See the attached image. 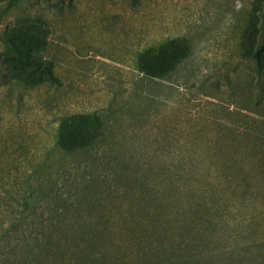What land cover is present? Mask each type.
<instances>
[{
  "label": "rangeland",
  "instance_id": "rangeland-1",
  "mask_svg": "<svg viewBox=\"0 0 264 264\" xmlns=\"http://www.w3.org/2000/svg\"><path fill=\"white\" fill-rule=\"evenodd\" d=\"M253 1L0 0V264L66 206L106 232L105 264L176 251L194 264L230 253L264 263V77L244 56ZM34 23L54 80L2 55L6 33L33 43L20 34ZM169 38H186L190 55L147 75L146 49ZM71 131L94 141L67 150ZM224 158L247 176L237 194L216 172Z\"/></svg>",
  "mask_w": 264,
  "mask_h": 264
},
{
  "label": "trees",
  "instance_id": "trees-1",
  "mask_svg": "<svg viewBox=\"0 0 264 264\" xmlns=\"http://www.w3.org/2000/svg\"><path fill=\"white\" fill-rule=\"evenodd\" d=\"M251 15L256 21L254 51L250 54L244 53V56H250L254 59L256 73L260 77H264V0L253 1ZM28 30L31 31L33 40L31 44L28 43L27 38H23L22 42L17 45L14 36L6 33V48L2 52L4 60L14 61L18 59L33 72L54 80V70L43 63L45 42L42 37L44 29L41 25L34 23L33 27H26L20 35ZM167 40V46L162 47V49L156 45L146 49L145 55L155 57L153 63H147L142 68L147 75L164 77L190 55L191 49L186 38H181L179 41H174L172 38ZM62 134H64L62 142L67 150L85 148L94 141L92 136L83 138L74 131L62 132ZM236 163V161L229 158L217 159L215 162L216 165L219 164L216 172L218 173L219 170V175L224 178V186H221L225 187L232 195L234 192H236L235 194L239 193L245 187L244 182L247 178L245 175L238 174ZM25 212L27 211L18 215V222L13 225L12 229L17 230L19 226L23 225L22 219L28 216L25 215ZM79 215V209L74 206L62 207L61 211L52 209L48 217L49 222L35 225L38 228L35 231L36 235L33 238L23 237L14 245L16 250L14 256H3L2 264H105L103 255L98 252V242L105 241L104 235H106V232L101 227H94L78 220L80 219ZM9 230L11 229H8L7 233ZM2 240L7 241L9 237L5 235L0 242ZM260 248L264 249V243L260 244ZM228 255L227 264H242L240 255L236 253ZM201 262L205 263L204 261ZM194 263L195 260L190 255L180 254L176 251L172 253L167 262L160 264ZM141 264L156 263L150 258H145Z\"/></svg>",
  "mask_w": 264,
  "mask_h": 264
}]
</instances>
